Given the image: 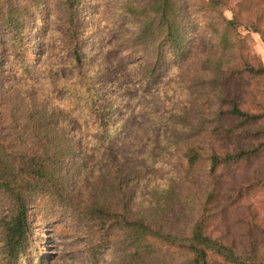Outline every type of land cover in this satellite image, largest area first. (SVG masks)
Listing matches in <instances>:
<instances>
[{
    "label": "trees",
    "instance_id": "16d2710c",
    "mask_svg": "<svg viewBox=\"0 0 264 264\" xmlns=\"http://www.w3.org/2000/svg\"><path fill=\"white\" fill-rule=\"evenodd\" d=\"M227 2L0 0V264L60 230L68 264H264V0Z\"/></svg>",
    "mask_w": 264,
    "mask_h": 264
},
{
    "label": "rangeland",
    "instance_id": "374dc122",
    "mask_svg": "<svg viewBox=\"0 0 264 264\" xmlns=\"http://www.w3.org/2000/svg\"><path fill=\"white\" fill-rule=\"evenodd\" d=\"M238 0H228L227 3H225L222 6L223 11L228 17H232L234 8L236 6ZM241 35L247 38L252 47L253 50L263 59L264 61V42H263V36L260 32L248 29L245 26H241ZM198 37L203 38L204 41L207 42V39L211 38L210 33H208L206 30H201L198 33ZM216 48L215 40L212 43L211 47L204 44L201 39L200 43L196 46V56H201L208 51H213V49ZM216 52V50H214ZM129 54L124 53H118V54H112L110 56L111 59L124 57L129 59ZM172 62L170 61L166 66V71L169 69L166 74L170 71V64ZM138 125H141V122L138 121ZM53 228V227H52ZM52 231L45 233V236L48 237L47 241H44L41 245V250L43 253L48 255V260L46 264H68L76 262L80 259V251L76 245L75 242H68L65 241L64 235L62 231Z\"/></svg>",
    "mask_w": 264,
    "mask_h": 264
}]
</instances>
